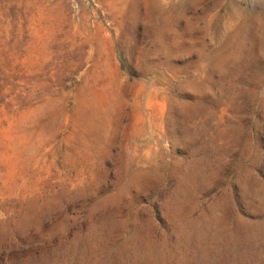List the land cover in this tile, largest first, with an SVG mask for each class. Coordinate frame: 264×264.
<instances>
[{
  "label": "rangeland",
  "instance_id": "obj_1",
  "mask_svg": "<svg viewBox=\"0 0 264 264\" xmlns=\"http://www.w3.org/2000/svg\"><path fill=\"white\" fill-rule=\"evenodd\" d=\"M0 264H264V0H0Z\"/></svg>",
  "mask_w": 264,
  "mask_h": 264
}]
</instances>
